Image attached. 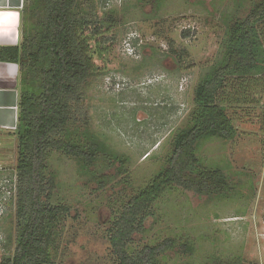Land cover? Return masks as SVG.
Here are the masks:
<instances>
[{
  "label": "rangeland",
  "instance_id": "1",
  "mask_svg": "<svg viewBox=\"0 0 264 264\" xmlns=\"http://www.w3.org/2000/svg\"><path fill=\"white\" fill-rule=\"evenodd\" d=\"M254 2L78 0L76 12L90 21L82 37L95 71L76 119L57 137L88 143V129L107 151L88 168L48 151L46 173L58 183L52 202L68 207L52 229L48 264H120L109 239L114 219L166 168L176 134L191 123L195 87L222 58L228 25ZM259 26L264 30V21ZM18 81L21 91L20 67ZM219 100L237 135L202 140L194 168H221L228 190L207 195L164 187L130 253L172 238L161 264H264V74L229 76ZM17 160L18 137L0 145V261L17 244Z\"/></svg>",
  "mask_w": 264,
  "mask_h": 264
},
{
  "label": "trees",
  "instance_id": "2",
  "mask_svg": "<svg viewBox=\"0 0 264 264\" xmlns=\"http://www.w3.org/2000/svg\"><path fill=\"white\" fill-rule=\"evenodd\" d=\"M28 0L23 8L22 40L16 46L0 47V60L20 67L18 160L16 167L17 244L13 254L0 264H48L52 232L68 207L52 202L58 187L48 175V151L57 149L91 167L100 151H107L93 131L87 142L57 137L83 100V88L95 71L88 40L82 37L90 21L76 12L78 0ZM264 0H255L248 14L227 27L223 56L199 80L194 90L191 123L174 138L167 166L144 191L132 196L114 219L109 232L113 253L120 264H161L159 256L174 245L172 238L133 253V235L143 228L145 216L164 187L179 185L199 194L217 195L229 188L221 168L195 171V148L205 139L232 140L237 127L219 100L228 77L264 74ZM113 155V154H112ZM117 157V155H114Z\"/></svg>",
  "mask_w": 264,
  "mask_h": 264
},
{
  "label": "crops",
  "instance_id": "3",
  "mask_svg": "<svg viewBox=\"0 0 264 264\" xmlns=\"http://www.w3.org/2000/svg\"><path fill=\"white\" fill-rule=\"evenodd\" d=\"M20 13L19 18L0 22V47L16 46L22 40V16L26 0H0ZM19 66L0 60V145L16 138L20 100Z\"/></svg>",
  "mask_w": 264,
  "mask_h": 264
},
{
  "label": "clouds",
  "instance_id": "4",
  "mask_svg": "<svg viewBox=\"0 0 264 264\" xmlns=\"http://www.w3.org/2000/svg\"><path fill=\"white\" fill-rule=\"evenodd\" d=\"M20 13L10 5L0 4V22L9 21L13 18H19Z\"/></svg>",
  "mask_w": 264,
  "mask_h": 264
}]
</instances>
